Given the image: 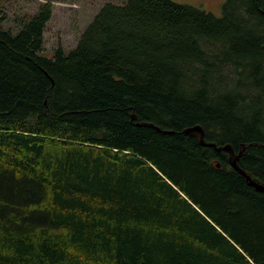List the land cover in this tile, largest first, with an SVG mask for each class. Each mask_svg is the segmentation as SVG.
<instances>
[{
  "label": "trees",
  "instance_id": "1",
  "mask_svg": "<svg viewBox=\"0 0 264 264\" xmlns=\"http://www.w3.org/2000/svg\"><path fill=\"white\" fill-rule=\"evenodd\" d=\"M52 11L0 4V264H264V192L184 133L264 183V0L107 2L47 57Z\"/></svg>",
  "mask_w": 264,
  "mask_h": 264
},
{
  "label": "rangeland",
  "instance_id": "2",
  "mask_svg": "<svg viewBox=\"0 0 264 264\" xmlns=\"http://www.w3.org/2000/svg\"><path fill=\"white\" fill-rule=\"evenodd\" d=\"M122 1L124 0H0L6 17L2 26L16 34L22 21L30 19L38 13L42 5L50 3L53 11L44 33L43 53L52 57L60 45L66 52L77 46L81 34L104 4H120ZM173 1L203 9L220 17L226 0Z\"/></svg>",
  "mask_w": 264,
  "mask_h": 264
},
{
  "label": "water",
  "instance_id": "3",
  "mask_svg": "<svg viewBox=\"0 0 264 264\" xmlns=\"http://www.w3.org/2000/svg\"><path fill=\"white\" fill-rule=\"evenodd\" d=\"M132 119L136 120V116H132ZM138 126H145L153 128L154 125L149 123H139ZM184 133L194 137L199 145L202 147L214 148L217 152H225L228 155V161L230 166L235 169L240 175H242L247 183L254 187L259 192H264V183H262L257 178L253 177L250 173L246 172L239 165L241 157L245 154L247 147L243 146L242 149L236 153L231 144H226L218 146L216 143L207 142L205 137V131L200 125L189 127L184 130ZM217 167H220V164H217Z\"/></svg>",
  "mask_w": 264,
  "mask_h": 264
}]
</instances>
